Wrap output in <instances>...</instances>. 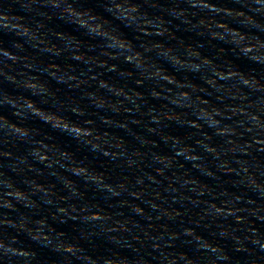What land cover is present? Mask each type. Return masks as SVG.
<instances>
[{"label":"clouds","instance_id":"obj_1","mask_svg":"<svg viewBox=\"0 0 264 264\" xmlns=\"http://www.w3.org/2000/svg\"><path fill=\"white\" fill-rule=\"evenodd\" d=\"M46 256L264 264V0H0V264Z\"/></svg>","mask_w":264,"mask_h":264},{"label":"water","instance_id":"obj_2","mask_svg":"<svg viewBox=\"0 0 264 264\" xmlns=\"http://www.w3.org/2000/svg\"><path fill=\"white\" fill-rule=\"evenodd\" d=\"M174 35H175L176 39L183 40V41L195 42V40H196V37L191 36L190 34H188V33H184V32H177V33H174ZM213 53H214V49H209L208 52H207V54H213ZM134 131H135L137 134H139V135H144V133H143V132L141 131V129H139V128L134 129ZM169 131H170L171 133H175V134H177V135H181V136L187 134V130L179 129V128H175L174 126H173L172 128H170ZM128 139H129V142H130V143H134V141L131 140V138H128ZM94 163L99 164V163H102V162H101V161H95ZM200 179H201V181H202L203 183H205V184H210V183H211V181H209V180H207V179H205V178H203V177H201ZM221 179H222V181H227V180H228V177H222ZM49 180H50V178H49ZM50 182H51V181H50ZM221 186L224 187V186H226V185H225L224 183H222ZM130 219H131V220H136L137 218H136V217H130ZM141 223H142V222H141ZM68 227H69V230H72V228H73L74 226L69 225ZM101 247H103V245H101ZM45 264H61V261H60V259H59L58 257H56V256H46V257H45Z\"/></svg>","mask_w":264,"mask_h":264}]
</instances>
